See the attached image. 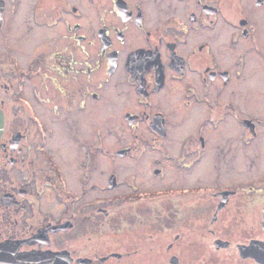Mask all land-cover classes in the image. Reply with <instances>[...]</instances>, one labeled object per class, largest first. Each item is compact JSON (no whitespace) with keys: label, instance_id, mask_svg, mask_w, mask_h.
Instances as JSON below:
<instances>
[{"label":"flooded vegetation","instance_id":"flooded-vegetation-1","mask_svg":"<svg viewBox=\"0 0 264 264\" xmlns=\"http://www.w3.org/2000/svg\"><path fill=\"white\" fill-rule=\"evenodd\" d=\"M0 110V264H264V0H0Z\"/></svg>","mask_w":264,"mask_h":264},{"label":"rangeland","instance_id":"rangeland-1","mask_svg":"<svg viewBox=\"0 0 264 264\" xmlns=\"http://www.w3.org/2000/svg\"><path fill=\"white\" fill-rule=\"evenodd\" d=\"M108 114L110 113H105V139H106V144L108 143V145L110 147H115V143H116V139H117V135L115 132L111 133L112 131V122H111V118H108ZM175 136L173 137V141H175ZM121 137H123V135H121ZM173 179V177L171 176L170 181ZM145 188L146 189H153L155 187H160V185L158 183H153V181H148L145 184Z\"/></svg>","mask_w":264,"mask_h":264},{"label":"water","instance_id":"water-1","mask_svg":"<svg viewBox=\"0 0 264 264\" xmlns=\"http://www.w3.org/2000/svg\"><path fill=\"white\" fill-rule=\"evenodd\" d=\"M4 115L2 113V111L0 110V140L2 138V135H3V131H4Z\"/></svg>","mask_w":264,"mask_h":264}]
</instances>
